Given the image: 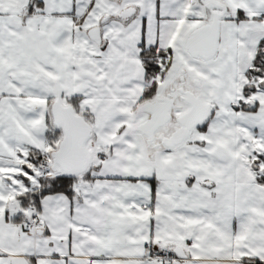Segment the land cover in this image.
I'll return each mask as SVG.
<instances>
[{
    "label": "snow or ice",
    "instance_id": "obj_1",
    "mask_svg": "<svg viewBox=\"0 0 264 264\" xmlns=\"http://www.w3.org/2000/svg\"><path fill=\"white\" fill-rule=\"evenodd\" d=\"M0 264H264V0H0Z\"/></svg>",
    "mask_w": 264,
    "mask_h": 264
}]
</instances>
